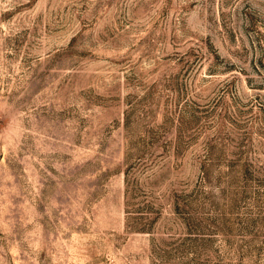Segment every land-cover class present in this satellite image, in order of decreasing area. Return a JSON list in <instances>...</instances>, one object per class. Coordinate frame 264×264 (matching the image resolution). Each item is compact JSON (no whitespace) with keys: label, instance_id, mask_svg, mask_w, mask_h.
<instances>
[{"label":"rangeland","instance_id":"1","mask_svg":"<svg viewBox=\"0 0 264 264\" xmlns=\"http://www.w3.org/2000/svg\"><path fill=\"white\" fill-rule=\"evenodd\" d=\"M0 264H264V0H0Z\"/></svg>","mask_w":264,"mask_h":264}]
</instances>
